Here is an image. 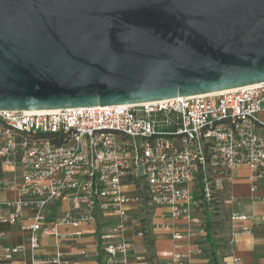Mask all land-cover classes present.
Returning <instances> with one entry per match:
<instances>
[{"label": "built area", "instance_id": "obj_1", "mask_svg": "<svg viewBox=\"0 0 264 264\" xmlns=\"http://www.w3.org/2000/svg\"><path fill=\"white\" fill-rule=\"evenodd\" d=\"M0 165L22 171L19 183L0 179V192L20 195L0 200V223L26 233L22 245L5 243L0 233V263L28 256L39 264L43 239L61 244L82 235H62L59 224H93L102 239H116L106 247L108 264H135L133 245L124 238L129 207L148 208L152 229L161 227L155 218L171 219L173 240L191 241L206 235L205 214L232 185L235 171L247 167L253 182L264 181V82L139 104L2 111ZM64 201L70 204L64 218L49 220V209ZM248 219L231 215L235 225ZM180 222L184 229L176 227ZM137 226V236L148 239L152 229L142 220ZM187 258L177 253L168 264ZM48 262L67 263L60 254Z\"/></svg>", "mask_w": 264, "mask_h": 264}, {"label": "water", "instance_id": "obj_2", "mask_svg": "<svg viewBox=\"0 0 264 264\" xmlns=\"http://www.w3.org/2000/svg\"><path fill=\"white\" fill-rule=\"evenodd\" d=\"M264 82V0H0V112Z\"/></svg>", "mask_w": 264, "mask_h": 264}, {"label": "crops", "instance_id": "obj_3", "mask_svg": "<svg viewBox=\"0 0 264 264\" xmlns=\"http://www.w3.org/2000/svg\"><path fill=\"white\" fill-rule=\"evenodd\" d=\"M252 172L243 167L235 171L232 185L228 186L222 196L223 214L228 217L229 212L243 213L249 219L243 223L234 224L229 216L225 223V231H221V241H215L216 257L219 264H264V181L253 182ZM0 179L10 183H19L22 180L21 169L3 168L0 165ZM257 186L256 192H252L253 185ZM19 193L14 189H6L0 192V200L17 201ZM59 205V204H58ZM52 206L49 209V220L58 221L64 218L70 204L64 201L61 206ZM131 221L124 231V238L131 242L133 250L130 262L135 264H168L174 254L189 255L184 264H210V259L201 254L197 239L191 241H175L172 238L173 221L169 218H158L155 222L161 223L159 228L152 229L148 239L137 236V221L135 215L139 212L135 206L129 207ZM181 229L185 225L180 222L176 227ZM243 228L249 230L244 232ZM81 231L82 235L73 237L66 242L58 244L56 238L42 240L39 264H49L48 260L60 254L67 261L66 264H108L106 247L116 239H102V231L93 224L82 225L79 229L59 224L58 231L62 235ZM0 233H5V243L9 245H22L26 240V233L20 225L10 226L0 223ZM149 240V241H148ZM150 242L151 252L146 247ZM222 245H219V244ZM198 251V252H197ZM200 251V253H199ZM238 261V263L236 262ZM31 259L26 256L17 257L12 262L0 264H30Z\"/></svg>", "mask_w": 264, "mask_h": 264}, {"label": "rangeland", "instance_id": "obj_4", "mask_svg": "<svg viewBox=\"0 0 264 264\" xmlns=\"http://www.w3.org/2000/svg\"><path fill=\"white\" fill-rule=\"evenodd\" d=\"M222 196L223 193H220L217 197L218 203L216 204L214 210L210 214H205V219L207 222V233L205 236L200 237L197 242L200 245L201 254H203L205 257H208L210 259V264L212 263L211 260V254L214 247L217 246V244H214L216 241H221V237L217 236L221 234V231H225L226 226L225 223L228 220L229 216L231 217V212H229L228 217L223 214L222 210ZM135 217L138 220H142L144 225L151 226V222L153 220V215L148 211V208L141 209ZM149 241V240H148ZM147 241L146 247L151 252L152 246H149V243ZM213 243V246H212ZM219 245H222L221 243Z\"/></svg>", "mask_w": 264, "mask_h": 264}, {"label": "trees", "instance_id": "obj_5", "mask_svg": "<svg viewBox=\"0 0 264 264\" xmlns=\"http://www.w3.org/2000/svg\"><path fill=\"white\" fill-rule=\"evenodd\" d=\"M149 244H150V242H149ZM212 246H213V243H212ZM211 260H212V263H213V264H219V262H218V258L216 257L215 247H214V249L212 250Z\"/></svg>", "mask_w": 264, "mask_h": 264}]
</instances>
